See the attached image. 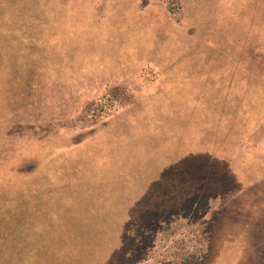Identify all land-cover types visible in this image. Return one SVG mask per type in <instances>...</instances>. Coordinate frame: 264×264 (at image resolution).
<instances>
[{
    "label": "rangeland",
    "instance_id": "374dc122",
    "mask_svg": "<svg viewBox=\"0 0 264 264\" xmlns=\"http://www.w3.org/2000/svg\"><path fill=\"white\" fill-rule=\"evenodd\" d=\"M0 264H264V0H0Z\"/></svg>",
    "mask_w": 264,
    "mask_h": 264
}]
</instances>
